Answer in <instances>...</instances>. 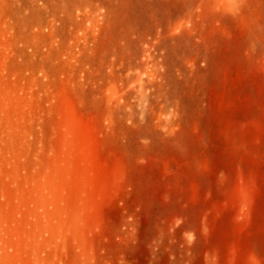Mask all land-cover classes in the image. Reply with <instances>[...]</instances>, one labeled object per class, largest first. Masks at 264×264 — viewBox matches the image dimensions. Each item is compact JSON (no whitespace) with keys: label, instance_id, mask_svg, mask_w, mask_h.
<instances>
[{"label":"rangeland","instance_id":"rangeland-1","mask_svg":"<svg viewBox=\"0 0 264 264\" xmlns=\"http://www.w3.org/2000/svg\"><path fill=\"white\" fill-rule=\"evenodd\" d=\"M0 264H264V0H0Z\"/></svg>","mask_w":264,"mask_h":264}]
</instances>
